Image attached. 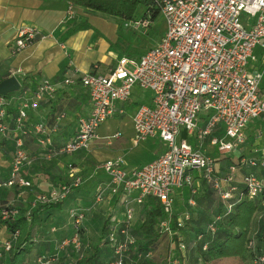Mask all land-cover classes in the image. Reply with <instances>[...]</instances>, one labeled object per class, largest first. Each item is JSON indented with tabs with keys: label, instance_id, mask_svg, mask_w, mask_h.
<instances>
[{
	"label": "built area",
	"instance_id": "2783aa9c",
	"mask_svg": "<svg viewBox=\"0 0 264 264\" xmlns=\"http://www.w3.org/2000/svg\"><path fill=\"white\" fill-rule=\"evenodd\" d=\"M155 8L164 17L167 30L161 41L140 57H123L108 73L100 74L99 64L92 72L80 77L68 78L65 88L80 86L89 91L92 109L78 120V129L72 138L58 149H52L53 141L41 136L46 134L44 124L35 130L38 144L49 147V154L59 157L74 156L88 151L101 139L121 140L123 134L99 137L100 127L114 116H124L134 90L149 91L148 102L139 104L132 117L134 146L148 140H160L165 150L148 165L129 169L121 156L107 159L102 172L108 182L98 187L96 201L106 196H118L120 218L114 215L108 237L115 247L118 260L112 264H125L127 246L133 243L130 231L139 206L148 196L157 198L165 207L169 219L162 228L170 232L174 214V202L178 193L187 189L191 193L190 205H196L197 177L204 178L214 189L221 191L222 182L230 187L222 193L227 199L236 193L234 185L236 168L232 167L225 180L218 178L211 147L219 156L233 153L248 142L247 129L255 121L264 125V98L261 84L264 68L253 69L259 60L257 50L264 51V0H153ZM70 4L68 18L75 15ZM152 15L135 20L134 28H148ZM36 29L22 28L10 44L13 54L32 47L40 38ZM59 84L44 79L33 92L25 91L20 97L21 107L14 116L10 113V101L0 96V136L6 137L15 127L16 153L11 173L0 189L19 188L34 194V185L23 175V169L32 161L25 148L28 112L36 110L46 100L54 98ZM185 135V136H183ZM241 164L264 171V153L254 159L243 158ZM80 171L72 168L71 185H60L36 197L37 203H52L65 199L73 187L82 185ZM250 199L264 197V176L248 173L241 180ZM31 194V195H30ZM26 195L22 193L21 197ZM261 216L264 218V200ZM232 205L228 211L232 210ZM9 217L8 211H3ZM13 216L18 214L12 211ZM76 224L85 220L84 210L72 212ZM184 219L177 221L178 228ZM220 217L217 218L219 220ZM214 231V229H211ZM122 237V240H121ZM73 244L80 247L78 236L64 241L62 247ZM254 241L249 245L254 246ZM11 246L8 244L6 250ZM181 251L186 246L182 243ZM264 262V258L262 259ZM170 264H180L174 260Z\"/></svg>",
	"mask_w": 264,
	"mask_h": 264
},
{
	"label": "crops",
	"instance_id": "0c3cea01",
	"mask_svg": "<svg viewBox=\"0 0 264 264\" xmlns=\"http://www.w3.org/2000/svg\"><path fill=\"white\" fill-rule=\"evenodd\" d=\"M69 10L70 4L61 1L0 0V82L14 76L21 84V89L18 92L9 95L10 113L15 116L21 107L20 97L22 94L25 91H35L44 79L60 85L59 91L54 98L43 101L36 110L28 112L26 121L28 135L24 139L26 151L32 162L25 166L23 174L35 183L36 192L49 191L54 187V180H66L72 170L70 169L72 164L76 165L74 166L75 169L80 170V167L77 168L78 164L73 161L76 156L62 158L49 154L48 146L40 147L38 144L39 135H37L35 130L38 125L44 124L47 132L41 137L46 140L51 139L53 141L52 149H58L68 142L77 131L79 118L91 112L92 105L89 91L80 86L65 88L63 86L64 80L90 73L96 64L100 65L98 73L108 74L117 65L118 60L128 57L123 55L120 50L117 51L114 47L115 44L106 36L96 32L87 22H83L80 19L81 15L89 17L92 14L90 11L85 8L75 7L74 17L69 19ZM93 14L106 16L101 13ZM73 26H85V28L76 30L71 36L66 38V32ZM22 28L36 29L41 36L32 47L18 54H13L10 44L16 39L19 30ZM163 36L157 43L161 41ZM112 38L115 37L112 36ZM256 54L259 56V60L253 65V69L260 70L264 68V51L257 50ZM134 91L137 92L133 93L129 103L137 104L138 107L139 104L144 102H134L133 97L136 95L140 97V93L143 91L138 88ZM261 92L264 98V80L261 84ZM149 99H146V102ZM129 110L127 109V113ZM246 134L248 137L247 143L250 142L246 151L250 152V157L261 156L264 153L263 123L261 121L253 122L247 129ZM15 139L16 132L13 125L11 126V132L6 137L0 136V180L6 179L11 173L16 153ZM94 145L96 143L92 147ZM94 149L96 150V148ZM207 149L211 153L210 155L215 153L211 147ZM82 162L85 164V161ZM219 167V162L216 159L218 171H220ZM253 170L250 169V172ZM255 172L264 175L262 169H256ZM90 180H96L94 172L91 173ZM97 182L95 181L96 184ZM87 194L88 192L83 190L78 193L76 198L79 201L87 199ZM183 197L187 198L189 204L191 193L187 192V189H184L182 193H178L176 201L177 198ZM204 198L208 201L205 196ZM0 200H7V198H3L0 195ZM63 213L55 215L54 224L58 226L59 232L56 236L50 235L52 241L53 238L55 239L58 235L67 232L69 228V225L67 226V218L64 216L65 213ZM186 215H189V212L182 214L181 217ZM206 216L198 213L194 220L192 216L190 222L191 224L195 222V224L201 223ZM260 216V214L255 216L252 228L253 234L259 233L261 230L259 224Z\"/></svg>",
	"mask_w": 264,
	"mask_h": 264
},
{
	"label": "trees",
	"instance_id": "16d2710c",
	"mask_svg": "<svg viewBox=\"0 0 264 264\" xmlns=\"http://www.w3.org/2000/svg\"><path fill=\"white\" fill-rule=\"evenodd\" d=\"M67 2L74 7L85 8L90 11L98 12L104 15L112 16L124 21H133L136 19V14L140 8L145 9V13L140 17L146 16L148 13L152 15V21L154 22L156 18L160 15L159 9L155 8V3L153 0H53ZM85 26H73V28L68 29L65 34V37L71 36L76 30L84 29ZM8 100V96H4ZM9 101V100H8ZM128 109H133L135 104H128ZM185 136V135H183ZM248 143H246L247 145ZM243 146L242 150H245ZM239 149V150H240ZM165 149H163L164 151ZM237 151V150H236ZM235 152V151H234ZM77 155V154H76ZM225 156V155H222ZM256 157V156H255ZM255 157H250V152L242 154L239 158V161L229 168L228 173L222 174L218 171V178L220 180H225V178L230 174L231 168L235 167L237 172L235 175V183L240 176V171H243L241 175V180L250 172V169H254L250 173H256L255 168L250 166H244L241 164L243 158L254 159ZM258 157V156H257ZM62 158H66L62 156ZM216 163V159H215ZM73 165L70 166V169L74 168ZM71 172V171H70ZM69 172V173H70ZM103 173V172H102ZM81 173H78V176ZM104 174V173H103ZM257 174V173H256ZM24 175V174H23ZM98 174L94 173V176ZM258 176H264L258 174ZM106 180L104 182H99V186L106 184L108 182V177L105 175ZM29 180L27 177H25ZM81 178V177H80ZM201 179L207 187H209L208 194L205 197L208 199L209 204L213 205L215 199H219L223 204V211L218 212L213 219L208 222L207 230L205 234H200L196 237L191 245L186 241L187 239V227L192 226L199 227L195 223L191 224L190 218L184 221V226L178 228L177 221L179 219H184L182 214L174 212L171 223L170 230L173 232V235L176 239L177 247L172 248V252L176 249L178 253L175 255H170L167 264H170L174 260H179L180 264H188L189 255L192 251H197L199 261L203 263H218L219 261L226 259H237L243 262H248V264H264L262 259L264 258V250L260 247L258 243L259 236L264 233V218L260 216V232H252L254 225L255 216L262 213L263 209V200L264 197H259L258 199H250L247 193L245 186L242 183L241 187H238L236 193L232 194L227 199L222 198V193L229 191L230 187L227 186L225 181L222 182L221 191L214 189L211 183H208L204 178L197 177ZM6 179L0 180V183L7 181ZM64 180V179H62ZM31 181V180H29ZM61 180H54V187L52 189H57L60 185H71L72 180L67 176V179L64 182ZM32 182V181H31ZM242 182V181H241ZM33 183V182H32ZM35 183H33L34 185ZM35 186V185H34ZM237 186V185H236ZM84 182L78 187H73L72 192L63 200L52 203H37L33 206V203L36 201V197L39 194L47 192H36L31 196L28 195L29 190H22L19 188L0 189V195L6 193L14 195V198L9 201L0 200V264H82V261L76 259V261L67 263L62 261V253L66 249H75L77 254L83 253L85 250L92 251L91 256L85 259L84 264H112L118 260V256L115 253V247L111 246L109 241V231L112 227L111 219L114 215L120 218V225H123V218L121 215L122 208L119 207L115 214H112L107 217L105 222L101 225L100 231V245L95 247H89V239L86 235V222L91 212L95 211V208L99 206L102 202L98 203L96 197L98 192L96 191L93 200L86 202V199L77 200L78 193L83 191ZM22 193H26L21 197ZM113 197V203L117 204L119 197L118 196H106ZM105 197V198H106ZM76 198V199H75ZM75 199V200H74ZM74 203V204H73ZM176 203L174 202V211L176 210ZM73 204V205H72ZM26 206L27 208L16 207ZM232 205V210L228 211V207ZM17 210L18 214L13 216L12 211ZM84 210L85 220L82 224H76V218L73 217L72 212L80 213ZM8 211L9 217H5L2 212ZM67 212L71 220L67 232L62 235H58L53 241L50 238V235L56 236L59 232L58 226L55 225V215H60ZM220 217L219 220L217 218ZM169 219V215L165 211L160 201L152 196H148L143 205L139 206L137 213L133 220V226L130 231V238L133 240L132 244L127 246V252L125 254V264H128L132 253L139 252L138 242H137V233H141L142 238L149 245L156 243L158 239L157 228L162 227V223L166 222ZM200 224V222L198 223ZM139 225V229H138ZM211 229H214L211 230ZM190 230V229H189ZM168 232V231H166ZM40 235L41 238H38ZM78 236V241L80 247L76 248L73 244H69L66 247H62L64 241L72 240L73 237ZM63 236V237H62ZM59 237H62L58 239ZM122 240V237H121ZM254 241V246H250V243ZM186 246V250L183 253L181 251V244ZM10 245L11 248L6 250L7 245ZM46 246V247H45ZM42 247V248H41ZM51 247V248H50ZM45 248V249H44ZM50 248V249H49ZM101 248L107 252L105 258H102ZM143 245L141 246V249ZM43 251V253H42ZM34 252H39L38 257L33 256ZM48 252H50L48 254ZM142 253V252H141ZM148 255V254H147ZM35 258L33 261L30 259Z\"/></svg>",
	"mask_w": 264,
	"mask_h": 264
},
{
	"label": "rangeland",
	"instance_id": "374dc122",
	"mask_svg": "<svg viewBox=\"0 0 264 264\" xmlns=\"http://www.w3.org/2000/svg\"><path fill=\"white\" fill-rule=\"evenodd\" d=\"M90 13L92 14H90L89 17L81 15L80 19L83 20V22H87V24L91 26L96 32H99L106 36L111 42L115 44L114 47L117 51L120 50L123 55L128 57H138L142 55L147 49L154 48L158 44V40L163 35H165L164 33H166L167 30L165 19L161 15H159L147 29L143 27L136 29L133 25L134 20L124 21L108 15L103 17L99 16L98 14H93L98 13L94 11H90ZM144 13L145 9L140 8L136 14V20L140 19V17ZM112 36L115 38H112ZM136 92L137 91H134V94ZM140 95V97H138V95L133 97L134 102H146V99L150 98L151 93L149 91H144L141 92ZM136 109L137 104H135V107L129 110V112L124 116L116 115L113 118L109 119L98 130L99 137L111 136L116 132H121L123 134V139L112 141L108 139H101L96 142V145H94L93 147L91 146L88 151H84L78 153L77 155H74L76 157L73 159V161L78 164L77 168L80 167L79 171L81 173L80 175H82L80 177L84 182L83 190L88 192V194L86 195V202H90L93 200V197L98 189L99 182H104L106 180L105 174L102 173V165L106 161V159L121 156L124 158L127 167L129 169H132L150 164L158 158L159 154L162 153L165 145L160 140H148L139 144L138 146H134L131 142L133 136V124L131 119ZM249 144L250 142L244 148H248ZM94 148H96V150ZM246 152V149H238L237 151L225 156H218L217 153H213L211 156L214 159L218 160L220 165V172L222 174H226L230 169L229 167L237 163L240 156ZM82 161H85V164ZM92 172L98 174L97 176H95V181H99L97 182V184L95 183V181L90 180V175ZM243 173V171H240V176L243 175ZM240 176L236 181L237 187H241ZM64 181L65 179L61 180L60 182ZM197 181L196 185L198 193L196 196H194L196 205L190 206V204H188L187 198H177L175 210V212L179 214L189 212L191 214V218L193 216V220L198 213L207 215L204 221L199 224V227H187L188 230H186V235L188 237L186 241L189 245L193 243L198 235L205 234L208 222H210L218 212L223 211V204L219 199H215L213 205L208 204L209 202L205 200L204 196L208 194L207 190H209V187L204 185L201 179H198ZM2 196L3 198L9 199V201L14 198L13 194H10V196L8 197L6 193H2ZM15 206L24 209L27 208L26 206L22 205ZM119 206L120 204L118 205V203H113V197H106L102 201V203L95 208V211L90 213V216L88 217V220L85 224L87 230L86 235L89 239V247L100 245L101 225L105 222L108 216L117 212ZM66 213L67 212L63 214L67 218L66 221L69 223L71 220L69 219L68 213ZM195 225L197 226L198 224ZM157 235L158 239L156 243L153 245H149V243L144 241L141 233L138 231L137 242L139 252L137 253L134 251L132 253L128 264H167L170 255L172 256L178 253L177 249L176 251H171L173 247H177V241L172 231L166 232L162 227L157 228ZM62 237H59L58 239ZM38 238H41L40 235L38 236ZM258 243L264 250V234L259 236ZM142 245L143 248L141 249ZM104 249L101 248L102 258H105V255H107V252ZM91 252L92 251H90L89 249L85 250L81 254H77L75 249L73 250L69 248L62 253V261L71 263L76 261V259H79L80 261H82V264H84V260L91 256ZM49 253L50 252H48V254ZM39 255V252H34L33 254V256L36 257H38ZM188 257V264H201L198 259L197 251H192ZM34 259L35 258H31L30 260L33 261ZM203 262L202 264H208ZM212 264H248V262H243L237 259H227Z\"/></svg>",
	"mask_w": 264,
	"mask_h": 264
},
{
	"label": "water",
	"instance_id": "95a60500",
	"mask_svg": "<svg viewBox=\"0 0 264 264\" xmlns=\"http://www.w3.org/2000/svg\"><path fill=\"white\" fill-rule=\"evenodd\" d=\"M21 89V84L16 77L12 76L0 82V96H8L18 92Z\"/></svg>",
	"mask_w": 264,
	"mask_h": 264
}]
</instances>
